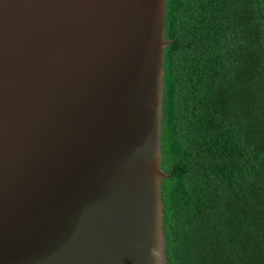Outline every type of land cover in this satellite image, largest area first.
Wrapping results in <instances>:
<instances>
[{
    "label": "water",
    "instance_id": "95a60500",
    "mask_svg": "<svg viewBox=\"0 0 264 264\" xmlns=\"http://www.w3.org/2000/svg\"><path fill=\"white\" fill-rule=\"evenodd\" d=\"M167 0H0V264L165 263Z\"/></svg>",
    "mask_w": 264,
    "mask_h": 264
},
{
    "label": "trees",
    "instance_id": "16d2710c",
    "mask_svg": "<svg viewBox=\"0 0 264 264\" xmlns=\"http://www.w3.org/2000/svg\"><path fill=\"white\" fill-rule=\"evenodd\" d=\"M164 264H264V0H167Z\"/></svg>",
    "mask_w": 264,
    "mask_h": 264
},
{
    "label": "clouds",
    "instance_id": "9594fccd",
    "mask_svg": "<svg viewBox=\"0 0 264 264\" xmlns=\"http://www.w3.org/2000/svg\"><path fill=\"white\" fill-rule=\"evenodd\" d=\"M149 254L153 259V264H164L160 247V236L157 234L154 245L149 249Z\"/></svg>",
    "mask_w": 264,
    "mask_h": 264
}]
</instances>
